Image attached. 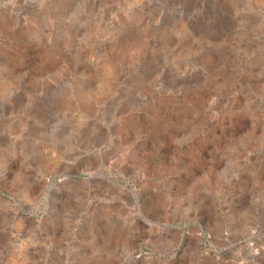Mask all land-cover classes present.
Instances as JSON below:
<instances>
[{
	"label": "rangeland",
	"instance_id": "374dc122",
	"mask_svg": "<svg viewBox=\"0 0 264 264\" xmlns=\"http://www.w3.org/2000/svg\"><path fill=\"white\" fill-rule=\"evenodd\" d=\"M0 264H264V0H0Z\"/></svg>",
	"mask_w": 264,
	"mask_h": 264
},
{
	"label": "bare ground",
	"instance_id": "6f19581e",
	"mask_svg": "<svg viewBox=\"0 0 264 264\" xmlns=\"http://www.w3.org/2000/svg\"><path fill=\"white\" fill-rule=\"evenodd\" d=\"M113 70H114V69H113ZM113 70H112V71H113Z\"/></svg>",
	"mask_w": 264,
	"mask_h": 264
}]
</instances>
